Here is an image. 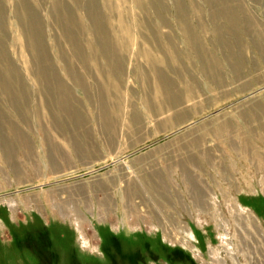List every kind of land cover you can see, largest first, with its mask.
<instances>
[{"label": "rangeland", "instance_id": "obj_1", "mask_svg": "<svg viewBox=\"0 0 264 264\" xmlns=\"http://www.w3.org/2000/svg\"><path fill=\"white\" fill-rule=\"evenodd\" d=\"M137 253L264 264V0H0V264Z\"/></svg>", "mask_w": 264, "mask_h": 264}, {"label": "trees", "instance_id": "obj_2", "mask_svg": "<svg viewBox=\"0 0 264 264\" xmlns=\"http://www.w3.org/2000/svg\"><path fill=\"white\" fill-rule=\"evenodd\" d=\"M62 233H64V234H62ZM68 233H69V230L64 228V230L63 229L61 230V233H60L59 237H57V238L61 239V241L64 244L66 242V240L69 239V236H71L70 234L68 236ZM64 235H67V237H65ZM64 248L66 249V251L64 250L65 251L64 254L66 255V253L68 252L69 255L72 256V254L74 253V250L69 248V244L65 243L64 244ZM153 248L158 253H162V255L168 253V254H174L175 256L185 257L184 254H183V250H181L179 248H168L167 246H162V245L161 246L160 245H155ZM109 257L111 259V256H109ZM134 262H136V263H134ZM179 262H181V261H179ZM111 264H115V263H113V260H112ZM132 264H141V261H140V259L138 257V253L135 255V258H134V261L132 262Z\"/></svg>", "mask_w": 264, "mask_h": 264}, {"label": "bare ground", "instance_id": "obj_3", "mask_svg": "<svg viewBox=\"0 0 264 264\" xmlns=\"http://www.w3.org/2000/svg\"><path fill=\"white\" fill-rule=\"evenodd\" d=\"M77 224L79 225V223H77ZM172 232H173V231H172ZM174 234H175V233H174ZM174 234H173V235H174ZM171 235H172V234H171ZM175 237H178V236H175ZM177 239H179V238H177Z\"/></svg>", "mask_w": 264, "mask_h": 264}]
</instances>
